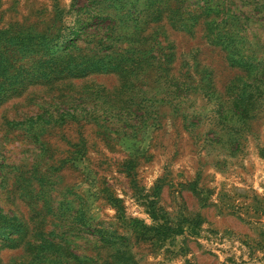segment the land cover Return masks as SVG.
Instances as JSON below:
<instances>
[{"label":"rangeland","instance_id":"1","mask_svg":"<svg viewBox=\"0 0 264 264\" xmlns=\"http://www.w3.org/2000/svg\"><path fill=\"white\" fill-rule=\"evenodd\" d=\"M0 264H264V0H0Z\"/></svg>","mask_w":264,"mask_h":264}]
</instances>
